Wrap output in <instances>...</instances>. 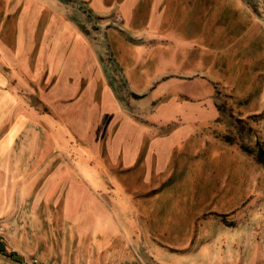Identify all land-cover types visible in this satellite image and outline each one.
Wrapping results in <instances>:
<instances>
[{
	"label": "crops",
	"instance_id": "0c3cea01",
	"mask_svg": "<svg viewBox=\"0 0 264 264\" xmlns=\"http://www.w3.org/2000/svg\"><path fill=\"white\" fill-rule=\"evenodd\" d=\"M70 1L91 15L118 12L125 26L101 28V42L85 36L77 44L83 26ZM182 15V27H201L218 48L235 49V57L255 37L256 47L264 41V23L244 0H0V223L10 248L46 261L61 257L58 264H112L120 252H108L118 234L110 225L126 213L120 180L128 176V188L147 198L152 215V195L168 190L175 148L187 141L189 127L157 118L159 107L148 97L157 77L145 76L127 39L152 45ZM111 30L127 68L109 52ZM258 53L264 58V47ZM121 78L128 94L118 88ZM227 191L264 200V185ZM223 198L235 204L237 195ZM228 235L251 237L247 228Z\"/></svg>",
	"mask_w": 264,
	"mask_h": 264
},
{
	"label": "rangeland",
	"instance_id": "374dc122",
	"mask_svg": "<svg viewBox=\"0 0 264 264\" xmlns=\"http://www.w3.org/2000/svg\"><path fill=\"white\" fill-rule=\"evenodd\" d=\"M244 2L264 23V0ZM80 7L71 1L68 6L83 26L78 27L77 44L85 36H92L93 43L101 42V28L125 26L118 12L91 15ZM184 15L174 16L168 27L160 29L152 45H138L142 40L132 36L127 39L144 63L145 76L157 77L148 96L159 107L157 118L163 114L166 120L186 121L189 128L187 141L175 148V170L168 178V190L151 194L156 196L152 215L147 198L135 197L138 194L128 188L131 176L129 182L120 180L126 213L119 220L112 218L110 227L118 234L108 252H120L113 255L112 264H198L197 259L205 264H250L254 257L252 264H263L264 200L227 189L236 184L264 185V58L258 53L264 41L259 40L256 47L260 37H255L253 47L235 57V49L218 48L217 41L207 40L201 27H182L179 21ZM152 26L157 27V21ZM113 33L109 52L115 55L116 51L123 63L120 69L127 68ZM102 41L107 45V36ZM119 81L120 92L128 94L122 78ZM229 194L237 195L235 204L223 198ZM110 210L114 211L111 199ZM245 228L251 234L248 241L228 235ZM5 230L0 223V264L63 262L61 257L46 261L38 252L10 248ZM148 246L155 251L149 252Z\"/></svg>",
	"mask_w": 264,
	"mask_h": 264
},
{
	"label": "built area",
	"instance_id": "2783aa9c",
	"mask_svg": "<svg viewBox=\"0 0 264 264\" xmlns=\"http://www.w3.org/2000/svg\"><path fill=\"white\" fill-rule=\"evenodd\" d=\"M34 261L36 262V261H37V259H34Z\"/></svg>",
	"mask_w": 264,
	"mask_h": 264
}]
</instances>
